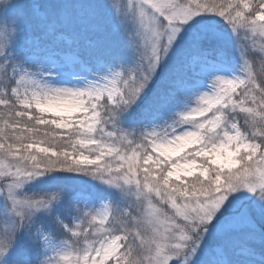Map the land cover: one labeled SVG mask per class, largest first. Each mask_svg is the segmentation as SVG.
Masks as SVG:
<instances>
[{"label": "snow or ice", "instance_id": "1", "mask_svg": "<svg viewBox=\"0 0 264 264\" xmlns=\"http://www.w3.org/2000/svg\"><path fill=\"white\" fill-rule=\"evenodd\" d=\"M0 264H264V0H0Z\"/></svg>", "mask_w": 264, "mask_h": 264}]
</instances>
